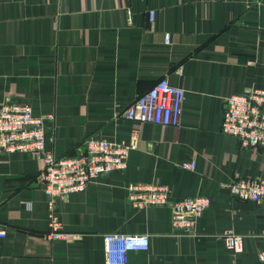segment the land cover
<instances>
[{
  "label": "crops",
  "instance_id": "1",
  "mask_svg": "<svg viewBox=\"0 0 264 264\" xmlns=\"http://www.w3.org/2000/svg\"><path fill=\"white\" fill-rule=\"evenodd\" d=\"M162 76L185 89L180 124L127 119L125 106ZM249 85L264 86V0H0V105L52 114L55 155L81 151L90 134L139 133L123 171L59 203L69 240L43 235L40 159L0 152V264H108L110 231L148 235V249L129 251L125 264H259L264 200H240L226 184L264 178V147L220 131L224 97ZM189 160L193 171L182 166ZM138 182L168 185L173 198L210 197L195 232L176 231L168 205H129L125 187ZM225 228L245 235L242 251L224 245Z\"/></svg>",
  "mask_w": 264,
  "mask_h": 264
},
{
  "label": "built area",
  "instance_id": "2",
  "mask_svg": "<svg viewBox=\"0 0 264 264\" xmlns=\"http://www.w3.org/2000/svg\"><path fill=\"white\" fill-rule=\"evenodd\" d=\"M258 4L261 0H255ZM154 20L155 10H148ZM164 42H170V33H164ZM185 89L162 76L147 90L137 95L123 109V115L134 122L155 123L163 126L180 124ZM53 115L35 116L29 103L6 100L0 105V152L17 151L31 154L41 161L39 178L45 194L44 237L51 240H69L74 233L66 231L59 216V203L73 193L83 191L99 177L123 171L131 149L138 146L139 133L133 129L128 138L117 141L87 135L80 143L81 151L55 155L50 147ZM220 131L233 135L241 147H264V86L249 85L242 92H233L223 99ZM195 170V161L182 163ZM230 194L240 200H264V178L237 177L226 184ZM126 200L138 210L150 205L170 206L172 225L176 231L193 234L199 217L210 204L203 195L173 198L168 185L152 182L130 183L125 187ZM6 234L0 224V239ZM224 245L238 253L243 249L244 234L233 228L218 232ZM104 253L108 264H125L129 251L149 247L145 233L110 231L103 234ZM258 262L264 264V248L258 251ZM229 264H239L231 262Z\"/></svg>",
  "mask_w": 264,
  "mask_h": 264
}]
</instances>
